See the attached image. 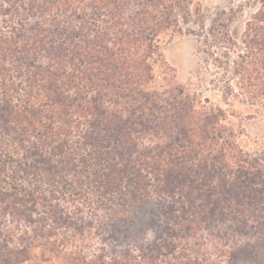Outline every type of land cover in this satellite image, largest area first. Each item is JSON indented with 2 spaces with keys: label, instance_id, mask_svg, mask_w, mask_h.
<instances>
[{
  "label": "trees",
  "instance_id": "16d2710c",
  "mask_svg": "<svg viewBox=\"0 0 264 264\" xmlns=\"http://www.w3.org/2000/svg\"><path fill=\"white\" fill-rule=\"evenodd\" d=\"M258 1L226 108L168 74L193 0H0V264H103L96 238L160 264L201 231L226 264H264V148L229 121L264 114Z\"/></svg>",
  "mask_w": 264,
  "mask_h": 264
},
{
  "label": "rangeland",
  "instance_id": "374dc122",
  "mask_svg": "<svg viewBox=\"0 0 264 264\" xmlns=\"http://www.w3.org/2000/svg\"><path fill=\"white\" fill-rule=\"evenodd\" d=\"M194 4L201 5L202 16L193 17L187 27V32L167 38L164 45L165 57L171 66L169 76L181 82L192 92L201 93L204 98H209L215 104L224 103L225 83L232 72L242 68L244 62V46L240 37L244 33L247 21L260 8L258 0H193ZM233 33L236 38L228 40V35ZM249 69L251 65H249ZM248 69V70H249ZM241 70V69H240ZM248 72V71H247ZM173 84L171 82L169 85ZM236 84V83H235ZM157 78L151 85L153 88L166 87ZM239 89V84L235 85ZM238 102L235 110L237 116L230 115V124L245 130L244 137L248 140L250 148H264V114L250 116L249 109ZM136 215L143 217L147 222L148 213ZM150 230V229H149ZM153 235L151 231L149 236ZM96 238L92 252L98 254L103 264H115L113 255L109 250H104ZM172 256L158 251L154 254L160 264L180 262L183 258H196L197 264H226L225 256L221 250L213 246L212 239L206 232H199L188 237L175 248ZM176 259V260H175ZM196 264V263H193Z\"/></svg>",
  "mask_w": 264,
  "mask_h": 264
}]
</instances>
